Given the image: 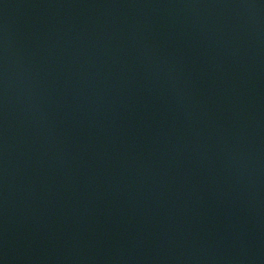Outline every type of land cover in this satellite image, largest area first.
Here are the masks:
<instances>
[{
  "label": "water",
  "instance_id": "water-1",
  "mask_svg": "<svg viewBox=\"0 0 264 264\" xmlns=\"http://www.w3.org/2000/svg\"><path fill=\"white\" fill-rule=\"evenodd\" d=\"M0 264H264V0H0Z\"/></svg>",
  "mask_w": 264,
  "mask_h": 264
}]
</instances>
